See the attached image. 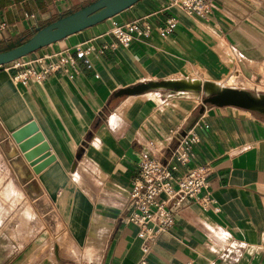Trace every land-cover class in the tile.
Masks as SVG:
<instances>
[{
    "label": "crops",
    "instance_id": "0c3cea01",
    "mask_svg": "<svg viewBox=\"0 0 264 264\" xmlns=\"http://www.w3.org/2000/svg\"><path fill=\"white\" fill-rule=\"evenodd\" d=\"M91 1L0 0V46ZM170 1L141 0L29 56L90 47L92 68L78 62L72 79L59 72L22 85L12 80L13 70L0 67V124L8 133L35 124L49 155L35 166L53 160L31 173L70 238L59 247L36 212L29 251L9 243L21 238L19 229L3 232L0 264H139L137 230L125 220L139 153L153 142L165 161L179 136L170 132L189 129L200 142L188 167L209 168L213 203L207 210L195 203L177 210L171 229L151 245L146 264H264V115L204 103L207 96L195 90L159 87L118 95L140 84L233 76L225 87L264 95V0H211L205 18L187 16ZM145 17L153 27L150 36L127 47L116 43L113 24ZM169 17L176 27L161 36L158 29ZM0 159L25 194L1 152ZM184 172L179 167L176 176Z\"/></svg>",
    "mask_w": 264,
    "mask_h": 264
},
{
    "label": "built area",
    "instance_id": "2783aa9c",
    "mask_svg": "<svg viewBox=\"0 0 264 264\" xmlns=\"http://www.w3.org/2000/svg\"><path fill=\"white\" fill-rule=\"evenodd\" d=\"M169 5L187 16L197 18H205L212 9L211 0H171ZM176 24V19L169 17L158 29L159 34H171ZM2 29L3 26L0 25V30ZM152 31V24L145 17L123 26L113 24L110 34L117 44L127 47L137 38L150 36ZM113 47V44L104 45L101 51ZM90 53V47H77L74 51L65 50L34 57L29 55L5 66L13 70L12 80L22 85L43 83L59 72L67 73L68 78L72 79L77 73L78 62L87 69L92 68ZM170 133L172 136H179L175 147L169 149L167 160L162 159V149L153 142H148L141 150L137 174L131 180L128 192L125 220L137 230L136 237L140 241L142 255L139 264H146L151 245L171 229L177 210L190 203L207 210L213 203L208 192L209 168L188 167L193 149L200 142L199 137L193 129L182 134L173 130ZM179 167H185V172L177 177Z\"/></svg>",
    "mask_w": 264,
    "mask_h": 264
},
{
    "label": "water",
    "instance_id": "95a60500",
    "mask_svg": "<svg viewBox=\"0 0 264 264\" xmlns=\"http://www.w3.org/2000/svg\"><path fill=\"white\" fill-rule=\"evenodd\" d=\"M139 1L141 0H97L90 5L69 13L38 29L27 41L12 49L0 52V67L34 54L72 34L102 23L127 10ZM164 83L166 82L140 84L121 90L118 95H135L149 88H169L162 86ZM204 103L219 107L235 106L259 112L253 108V102L246 98L241 90L235 88H227L219 94L209 95L205 98ZM37 144L40 145L39 148L31 151L30 149ZM0 152L36 212L54 236L58 246L64 247L70 242L67 230L31 173V171L38 173L40 169L53 160V158H48L39 166H35L49 157L48 154H45L47 145L44 143L35 124L29 123L12 133L6 132L0 124ZM43 154L45 156L35 160ZM29 167H33V169L30 170Z\"/></svg>",
    "mask_w": 264,
    "mask_h": 264
},
{
    "label": "rangeland",
    "instance_id": "374dc122",
    "mask_svg": "<svg viewBox=\"0 0 264 264\" xmlns=\"http://www.w3.org/2000/svg\"><path fill=\"white\" fill-rule=\"evenodd\" d=\"M0 181V187L2 185V189L0 188V236L3 232H11L13 229H19L21 238H14L13 240L8 241L13 247H16V250L18 249V247H20L22 249L25 248L24 251L28 252L31 244L28 246L26 244L29 242L31 236L33 235V226L31 222H33V220H37L38 215L33 206H31V204L29 203V200L27 199L25 194L21 190H19L17 186L13 184L11 178H9V176L5 174L1 159ZM7 189L10 192L9 196L11 195V192L13 193L12 199H5L1 195V192L3 193ZM6 194H8L7 191ZM22 214L26 215V217H24L25 219L20 217Z\"/></svg>",
    "mask_w": 264,
    "mask_h": 264
},
{
    "label": "bare ground",
    "instance_id": "6f19581e",
    "mask_svg": "<svg viewBox=\"0 0 264 264\" xmlns=\"http://www.w3.org/2000/svg\"><path fill=\"white\" fill-rule=\"evenodd\" d=\"M233 77H230L228 79L218 80V81H209V80H202V79H196V78H183L175 81H169L164 83L162 86L169 87V88H178V89H187V90H195L203 93L206 96L212 95V94H219L228 87H225L226 85H232L233 84ZM234 88V87H231ZM237 88V87H236ZM243 95L251 100L254 104L253 108L258 110L259 112L264 114V95H254L249 92L243 91ZM6 193H2L1 195L5 197ZM2 197V198H3ZM7 197L9 195L7 194ZM9 199V198H8ZM21 217V216H20ZM2 260V259H1Z\"/></svg>",
    "mask_w": 264,
    "mask_h": 264
},
{
    "label": "trees",
    "instance_id": "16d2710c",
    "mask_svg": "<svg viewBox=\"0 0 264 264\" xmlns=\"http://www.w3.org/2000/svg\"><path fill=\"white\" fill-rule=\"evenodd\" d=\"M95 1H97V0H93V1H91V2H89V3H87L86 5L82 6L81 8H83V7L87 6V5H90V4H92L93 2H95ZM81 8H79V9H81ZM79 9H77V10H79ZM77 10H75V11H77ZM73 12H74V11H73ZM70 13H72V12H70ZM67 15H68V14H67ZM29 38H30V36H28V37H26V38H18V39H16L15 41L11 42L10 44H5V45H3V46H0V52H3V51H6V50H9V49H12V48L18 46L19 44H21V43L27 41Z\"/></svg>",
    "mask_w": 264,
    "mask_h": 264
}]
</instances>
